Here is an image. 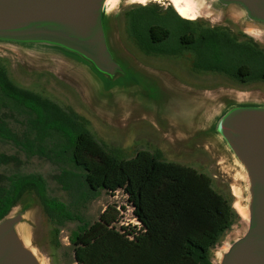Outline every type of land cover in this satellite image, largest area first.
<instances>
[{"label":"rangeland","instance_id":"rangeland-1","mask_svg":"<svg viewBox=\"0 0 264 264\" xmlns=\"http://www.w3.org/2000/svg\"><path fill=\"white\" fill-rule=\"evenodd\" d=\"M133 1L135 0H121L110 10L109 16L115 22L114 36L117 38L115 41L118 42L119 47L122 49L129 48L137 53L134 46L128 45L126 38L130 17L138 13L137 8L151 4L156 5L159 13L163 14L168 3L171 2L161 0L160 2L149 1L145 4L131 3ZM194 5L196 15L193 12L188 15H181L173 6L168 7L175 10L178 15L197 20L196 22L208 20L205 18L197 19V16H205V14L209 13L204 4L196 0ZM137 16V20L140 21L137 27L138 41L145 44L149 41L150 24L159 20V18H154L147 13H140ZM231 19H233L232 16L228 18L227 22L231 21ZM214 22H208V24L213 25ZM229 24H231V28H234L233 23ZM169 26L172 27L170 24ZM204 26L208 27V25ZM201 27L204 30L205 27ZM176 33L177 31H174L173 34L175 35ZM171 40H173L172 44H178L177 38L173 37ZM220 40L222 45L218 52L223 53L225 62L228 65L238 64L240 59L238 54L241 53L239 46L229 38L221 37ZM172 44L169 42L164 44V47L174 46ZM182 55L190 63L193 62L195 57L194 52L191 53L189 50H184ZM0 69L6 73L8 79L15 86L53 102L63 112L76 119L84 129L118 158L130 159L135 157L139 151L147 150L164 161L193 167L211 176L214 188L229 199L234 207L237 200L235 189L239 187L240 176L238 175L237 167L230 158L225 156L215 144L197 139L193 135L195 131L183 134L180 131L178 132V130H171L173 128L170 129L172 133L169 132V129L160 130L165 129L168 122H172L173 125L175 123L177 125L180 124L179 127L190 124L193 121L191 114L194 106L198 105L200 107V103L189 100L187 97L188 87L190 85L196 86L197 83L190 82L191 84H189V82L181 78L180 72H170L174 81L166 88L156 81L154 76L157 78L158 76L154 71L141 70L139 72L140 76L148 81L143 82L146 86L143 89L144 96L134 97L140 99H129L121 96V100H117L116 96H113L110 97V102H101L99 104L98 99L94 98L97 93L90 89L88 85L82 87L78 71L62 61L39 59L28 55L22 50L0 46ZM228 69L233 71L231 67ZM263 70L264 52L259 48L256 55L255 69L253 70L255 80H253L251 85L245 86L234 79L232 80V78L228 79L222 75L205 72H201L200 75L190 73V76L194 79L199 78L202 82H207L206 84L210 82V85L207 86H212V88L215 87V84L221 86L219 89L222 91L215 90L216 92H211V90H208L209 92H198L206 97H215V93L223 94L227 97H250L249 94L245 95V93H242L250 90H256V92H253L255 95H251V97H264V79L261 75ZM219 79H222V81ZM94 86L102 99V96L107 94L106 86ZM83 88L86 89L87 93L83 91ZM89 94H92V96ZM215 98H218V100H210L213 106L220 103L219 97L216 96ZM4 103L8 107H3ZM0 105V119L5 120L18 138L24 141L25 134L29 132L28 114L15 109L9 101H4L1 93ZM96 105L106 108L107 111L102 112L100 108L99 110L98 107H95ZM125 108L132 113L131 117L128 115L129 113H124L123 115ZM119 113L123 116L116 120L112 115L119 116ZM191 138L194 139V143L193 146L188 148V140H191ZM60 140V137L56 134L48 138V149L54 147ZM1 155L17 158L15 163L0 165L1 175H42L47 182L48 195L66 204L69 211L78 217L74 221L56 222L48 217L34 193L26 194L24 201L33 198L35 203L27 215L28 223L26 228H28V231L24 234V239L28 245L35 247L44 264H76L74 249L70 243L71 233L84 224L96 222L108 206L113 204L124 205L126 202L122 193H119L117 197H112L106 190L99 191L94 197L90 196L86 192L87 187L79 186L76 181L71 190H65L63 185L56 180L58 175L67 170L76 173L83 180L82 175L84 174V171L76 168L71 163L69 155H66L61 161H51L39 155L30 156L22 145L0 138ZM83 193H85V196H82ZM20 206L15 209L20 208ZM244 229L245 223L239 216L214 249L223 247L236 235L242 233ZM56 230H59L57 234Z\"/></svg>","mask_w":264,"mask_h":264},{"label":"water","instance_id":"water-1","mask_svg":"<svg viewBox=\"0 0 264 264\" xmlns=\"http://www.w3.org/2000/svg\"><path fill=\"white\" fill-rule=\"evenodd\" d=\"M108 1L0 0V46L70 65L78 71L81 86L88 85L97 93L94 98L99 104L110 102L113 96L117 100H121V96L129 99L144 96L146 86L143 82L148 81L140 76L141 70L154 71L158 76H154L157 82L166 88L170 86L174 81L170 74L173 70L159 68L143 60L133 50L119 47L114 36L115 22L109 14L121 0L116 3ZM198 1L209 13L199 15L197 19L216 21L214 24L233 23L264 46V0ZM192 2L195 6L196 0ZM231 16L234 20L227 22ZM186 81L189 84L193 82ZM94 85L106 86L107 94L102 99ZM207 85L210 84L197 83L187 89L188 99L200 103V107L196 105L192 110L193 121L190 124L179 127L180 124L173 125L167 121V127L160 130L169 129L172 133L170 129L173 128L171 130L183 134L195 131L193 135L197 139L215 144L237 167L240 184L235 189L239 192L235 193L236 202L247 210V217L243 218L238 213L235 204L233 208L243 219L245 229L223 247L212 249V263L264 264V97H251L256 90L242 92L250 97L241 98L215 93L220 103L213 106L211 101L218 100L216 96L206 97L198 92L222 91L219 89L221 86L215 84L212 88ZM95 107L102 112L107 111L98 105ZM124 113L131 117L130 110L125 108ZM123 115L112 116L117 120ZM192 139L188 140V148L193 146ZM25 196L17 205H21L20 208L15 209V206L0 220V264H44L35 247L24 239L28 231L27 215L35 203L33 198L24 201Z\"/></svg>","mask_w":264,"mask_h":264},{"label":"trees","instance_id":"trees-1","mask_svg":"<svg viewBox=\"0 0 264 264\" xmlns=\"http://www.w3.org/2000/svg\"><path fill=\"white\" fill-rule=\"evenodd\" d=\"M137 17L132 15L135 20ZM170 19L162 17L160 21L166 26ZM161 30V37L169 35L165 27ZM261 75L264 79V70ZM0 93L4 101L29 116L24 141L0 119L2 139L22 145L30 156L61 161L69 155L84 174L83 180L67 170L58 175L56 180L65 190H71L75 181L86 186L93 197L101 190L110 195L123 190L134 207L140 228L120 226V212L110 205L96 222L73 231L70 243L76 264H213L212 249L239 216L231 201L214 188L211 176L164 161L147 150L130 159L118 158L53 102L15 86L2 69ZM54 134L61 140L48 149L47 140ZM15 162L14 156H0V165ZM28 193L36 195L52 220L78 219L66 204L48 195L42 175L0 174V220Z\"/></svg>","mask_w":264,"mask_h":264},{"label":"flooded vegetation","instance_id":"flooded-vegetation-1","mask_svg":"<svg viewBox=\"0 0 264 264\" xmlns=\"http://www.w3.org/2000/svg\"><path fill=\"white\" fill-rule=\"evenodd\" d=\"M168 6H171V4L168 3ZM168 6L163 14L159 13L158 7L153 4L136 9L138 11V13H135L136 15L140 12L159 18V20L150 24L149 41L145 44L138 41L137 27L140 21L135 20L132 16L129 19L126 37L128 45L134 46V49L137 50L138 55L143 60L155 64L159 68L178 71L185 80L196 83L206 84L207 82H202L199 78H196L197 80L192 78L190 73L200 75L201 72H205L222 75L245 86L253 83V80H255L253 70L255 69L258 49L260 48L264 52V46H261L253 35L237 29L235 26L231 28V24L209 25L208 22H211L209 20L196 22L197 20L182 17L180 14L179 16L175 10ZM162 17L171 18L166 26L160 21ZM204 25H208V27L206 28ZM201 26L205 27L204 30ZM164 27L169 30L167 37H161V34H163L161 28ZM174 31H177L175 35L173 34ZM173 37L177 38V45L172 44L173 40L171 39ZM221 37L229 38L239 46L241 53L238 54L240 56L238 64L228 65L223 58V53L218 52L222 45ZM169 42L174 46L164 47V44ZM184 50L194 52L195 57L192 63L182 55ZM230 67L233 68V71H229L228 68ZM219 80L222 81V79Z\"/></svg>","mask_w":264,"mask_h":264},{"label":"built area","instance_id":"built-area-1","mask_svg":"<svg viewBox=\"0 0 264 264\" xmlns=\"http://www.w3.org/2000/svg\"><path fill=\"white\" fill-rule=\"evenodd\" d=\"M119 193H122L126 199V202L124 205L122 204H113L115 205V208L120 212V226H136L138 228L141 227V223L138 221L137 217L134 215V207L129 203L128 196L124 193L123 190H118L115 193H113L112 197H117ZM130 216V217H127Z\"/></svg>","mask_w":264,"mask_h":264},{"label":"bare ground","instance_id":"bare-ground-1","mask_svg":"<svg viewBox=\"0 0 264 264\" xmlns=\"http://www.w3.org/2000/svg\"><path fill=\"white\" fill-rule=\"evenodd\" d=\"M118 0H109L108 3H116ZM149 1H155L160 2L161 0H141L139 3L145 4ZM171 2V6H173L176 11H178L181 15H188L190 12H193L196 15V10L194 9L192 0H168ZM236 194H239V192H236ZM235 208L239 211V213L243 217H247V210L242 207V205L237 201L235 203Z\"/></svg>","mask_w":264,"mask_h":264}]
</instances>
